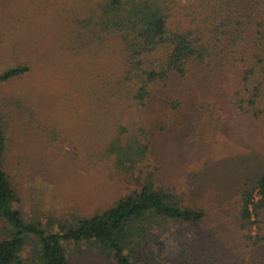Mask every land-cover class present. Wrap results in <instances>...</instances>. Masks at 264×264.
I'll return each instance as SVG.
<instances>
[{
	"label": "rangeland",
	"instance_id": "rangeland-1",
	"mask_svg": "<svg viewBox=\"0 0 264 264\" xmlns=\"http://www.w3.org/2000/svg\"><path fill=\"white\" fill-rule=\"evenodd\" d=\"M85 4L0 0V74L26 68L0 80V169L16 193L13 205L25 221L39 225L50 244L66 250L68 264H114L91 239L76 243L59 236L152 178L208 214L197 222L148 223L135 250L142 264H178L188 255L209 264H262V250L251 242L225 252L221 228L234 229L237 182L264 164V131L240 128L239 139L232 138L215 120V107L212 122L197 128L199 137L181 140L171 110L154 98L145 107L136 105L133 87L119 81L123 70L113 42L105 37L83 45L76 37V14ZM260 52L264 56V48ZM222 62L184 85L186 99L195 91L212 93L219 86L231 93L240 86L239 68ZM136 140L151 145L143 159L132 149ZM257 232L264 236V209L251 226ZM28 238L19 264H38L32 246L41 249L43 243L37 234Z\"/></svg>",
	"mask_w": 264,
	"mask_h": 264
},
{
	"label": "trees",
	"instance_id": "trees-1",
	"mask_svg": "<svg viewBox=\"0 0 264 264\" xmlns=\"http://www.w3.org/2000/svg\"><path fill=\"white\" fill-rule=\"evenodd\" d=\"M261 5L264 0H87L82 13L76 14V37L83 45L105 37L113 42L123 70L119 81L133 87L136 105L145 107L154 98L171 110L176 117L174 133L181 140L190 134L199 137L197 128L205 120L212 122L215 107L219 116L215 120L223 123L232 138L239 139L240 128L264 131ZM216 60L239 68L240 86L231 93L219 86L212 93L195 91L186 99L184 85L213 69ZM25 69L10 67L0 74V80ZM4 147L0 126V162ZM149 147V140H136L132 149L143 159ZM232 193L236 196V219L233 230L222 225V249L227 253L244 250L251 242L264 256V243L258 244L264 236L251 233L264 209V164L255 175L243 176ZM15 199L8 177L0 169V264H19L21 249L32 233L43 243L41 249L32 246L38 264H68L66 250L50 244L38 224L25 221L13 205ZM207 214L205 207L184 202L172 186L148 178L139 189L100 213L81 218L59 237L76 243L91 239L94 247L107 251L114 264H142L135 250L141 246L137 243L148 223L156 219L197 222ZM189 257L197 264H209L194 255L184 256L178 264H190Z\"/></svg>",
	"mask_w": 264,
	"mask_h": 264
}]
</instances>
